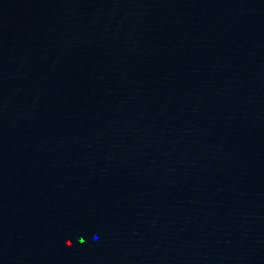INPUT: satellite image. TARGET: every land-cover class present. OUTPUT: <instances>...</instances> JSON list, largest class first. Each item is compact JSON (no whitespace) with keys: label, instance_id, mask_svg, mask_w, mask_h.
<instances>
[{"label":"water","instance_id":"water-1","mask_svg":"<svg viewBox=\"0 0 264 264\" xmlns=\"http://www.w3.org/2000/svg\"><path fill=\"white\" fill-rule=\"evenodd\" d=\"M0 264H264V0H0Z\"/></svg>","mask_w":264,"mask_h":264}]
</instances>
